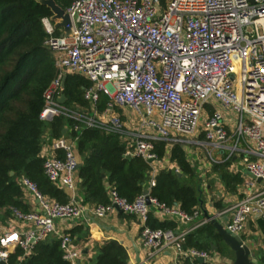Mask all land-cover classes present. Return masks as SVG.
I'll return each instance as SVG.
<instances>
[{
	"label": "built area",
	"instance_id": "built-area-1",
	"mask_svg": "<svg viewBox=\"0 0 264 264\" xmlns=\"http://www.w3.org/2000/svg\"><path fill=\"white\" fill-rule=\"evenodd\" d=\"M165 4L166 8L162 0H71L66 9L73 23L70 38L61 37L63 29H55L51 17H44L45 45L54 52L59 73L44 93L40 118L51 122L64 115L77 123L76 131L100 128L118 134L126 146L125 157L149 164L159 160L155 145L164 140L227 152L228 159L246 154L250 159L245 170L251 179L245 187L250 191L227 210L231 215L225 227L240 236L252 216L264 219V188L251 191L264 182V0H168ZM68 75L82 76L90 83L84 91L89 110L59 103ZM102 96L109 102L100 113ZM211 99L236 113L237 129L231 134L224 115L215 111L205 122L204 142L187 140L195 136ZM116 107L137 112L142 116L141 127H156L163 137L127 129L121 116L111 115ZM153 114L160 117L161 125L146 120ZM76 141L67 136L48 138L42 150L48 180L71 192L76 190L80 165ZM18 183L34 195L39 209L24 213L11 208L27 229L0 221V259L5 264H10L17 249L23 251L21 261L30 256L38 243L57 234L59 221H79L89 215L103 219L117 210L138 218L150 256L172 250L180 264H199L209 257L207 251L185 248L188 232L148 226L152 205L179 222L199 216V211L190 215L178 205L167 206L153 198L154 177L145 188L150 191L151 205L143 193L128 201L111 183L106 184L109 202L93 206L81 204L75 196L68 203L55 201L26 177ZM72 241L70 235L61 236L63 259L78 264L80 253L72 248Z\"/></svg>",
	"mask_w": 264,
	"mask_h": 264
},
{
	"label": "trees",
	"instance_id": "trees-1",
	"mask_svg": "<svg viewBox=\"0 0 264 264\" xmlns=\"http://www.w3.org/2000/svg\"><path fill=\"white\" fill-rule=\"evenodd\" d=\"M56 2L65 10L71 4V0ZM51 16L50 9L35 0H0V211L5 210L7 217L12 214L11 208L29 212L18 183L22 177L36 183L43 195L68 203V195L53 186L44 174L42 150L48 138H77L75 149L81 164L78 176L85 204L109 202L105 182L113 184L122 197L132 202L144 192L149 181L150 165L139 158L127 159L120 135L100 128L76 131L77 123L64 115L51 122L41 120L44 93L59 73L55 54L45 45L48 34L42 19ZM89 86L84 77L68 75L65 107L88 110L90 103L84 91ZM108 102L109 98L102 96L98 110L103 112ZM66 129L68 132L64 134ZM165 145L156 143L160 157L164 155ZM172 159L181 168L182 176L175 171H162L151 196L168 206L180 203L191 214L201 202L200 191L181 144L173 148ZM231 160L232 157L216 164L214 171L229 192L235 193L242 180L227 170ZM148 226L162 230L174 227L170 222L161 223L152 217ZM80 230L77 228L74 232ZM211 239L221 237L211 223H206L188 236L186 244L210 250L214 245ZM22 255L23 251L17 249L10 256V264H68L63 259L61 240L56 238L38 243L33 253L21 261ZM93 264H128V253L118 242L111 241L98 248Z\"/></svg>",
	"mask_w": 264,
	"mask_h": 264
},
{
	"label": "crops",
	"instance_id": "crops-1",
	"mask_svg": "<svg viewBox=\"0 0 264 264\" xmlns=\"http://www.w3.org/2000/svg\"><path fill=\"white\" fill-rule=\"evenodd\" d=\"M209 110L210 112L208 117H211L215 111H219L214 109L213 107H209ZM111 115H118V113L114 111ZM119 116L122 117L126 128L129 130L135 129L140 123V119L138 123L134 121L129 122V120L126 119V116ZM67 132L68 130L66 131V133ZM201 136L205 139L204 133H202ZM193 138L197 137L194 136ZM158 142L166 143L165 152L162 157L159 156V160L155 163H148L151 167V170L149 172V180L152 177L157 180L158 175L164 170L175 171L177 174L182 176L183 172L181 168L179 167L177 162L173 161L172 159L173 148L177 144H181L186 155V160L194 170L196 180L199 185L198 187L200 191L201 202L197 207L194 208L193 212L190 214L192 215L194 212L199 211L198 218L194 219L193 221L179 222L174 217L167 216L163 212H160L154 205L150 207L149 217H152L153 219L158 220L161 223L170 222L174 227L173 229L169 230H173L176 232H188V236L195 233L202 225L206 224L204 223L205 221L209 219L212 220V218H215L225 228L231 215L227 212V210L241 201L245 197L246 193L250 191L245 187L246 181L251 179L247 175L245 170L246 159L249 158V156L242 153H238L232 156V160L227 170L233 175L240 176L242 184L238 186L235 193H231L226 188L220 175L214 171L216 164H221L228 160L227 152L217 151V155H209L206 150L204 152L200 149L199 145L196 144L170 142L165 140ZM231 144H234V142L231 141ZM79 180L81 179L78 176L77 172L78 183L74 192H71L64 188H60L54 184L52 185L57 189L64 191L68 195L69 201L72 197L75 196L76 200H78L81 204H84L85 206H93L94 204L84 203L83 192L81 190V181ZM108 183L109 182H105V187ZM261 183L262 182H258L255 188H253L251 191L255 193L262 191L264 186H262ZM148 187L149 181L145 185V188ZM22 190L24 194V203L28 206L29 212L37 211L39 209V204L38 201L34 198V195L24 188H22ZM51 199L57 201L54 198ZM176 205H178L183 210L180 203L174 204L172 206ZM5 214V210L0 211V221L3 224L7 226L11 224V226L19 229H27V226H24L23 224H21V222L16 220L13 213L9 217H7ZM207 223H211V221ZM77 228H81V230L78 232H74L75 230H77ZM141 231L142 225L136 216L128 215L117 210L103 219H96L92 215H89L85 219L79 221H59L57 223V234H54L47 239L56 238L61 240L62 235H70L73 240L72 248L80 253L78 264H93V261L97 256L98 248L111 241L118 242L126 249L128 253V264H140L137 261L138 254L141 259V264L181 263L179 258L174 255L172 250H166L162 253H157L153 256H150L149 250L144 245ZM72 232H74V234ZM240 237L252 250H255L259 247L260 249L264 248V219L257 215L252 216L247 221L245 230L240 234ZM211 240L214 243L212 248L210 250L204 249V251H207L209 253L208 259L204 261V263H200L199 261H197V263L234 264L235 254L229 248V246L225 244L223 239L221 238L219 240ZM185 248H194L201 250L194 246H187V244H185ZM254 260H258V258L255 257Z\"/></svg>",
	"mask_w": 264,
	"mask_h": 264
},
{
	"label": "water",
	"instance_id": "water-1",
	"mask_svg": "<svg viewBox=\"0 0 264 264\" xmlns=\"http://www.w3.org/2000/svg\"><path fill=\"white\" fill-rule=\"evenodd\" d=\"M35 1L40 5L50 9L52 13L51 21L55 23V29L57 30L63 29V33L61 34V37L70 38L73 36V23L71 16L65 9H63L56 2V0H35ZM251 2H254V0H251ZM66 80L67 78H64L63 87H65L66 85ZM66 102H67V97L65 94H63L62 97L59 99V103L65 105ZM66 131L67 130H64V134L66 133ZM126 158L132 159L130 155H127ZM152 162L153 161L151 160L150 163ZM80 167L81 164L79 165L78 168ZM143 194L146 196L148 205H151L150 191L148 189H145ZM211 224L215 227L218 235H220V237L223 239L225 244L229 246V248L234 252L235 254L234 264H264V257H262L261 254H259L258 260H254V258L257 257L258 253L256 254L254 250H252L247 244H245V242L242 240L240 236L227 231L224 228V226L220 224L215 218H212ZM258 249H260V247L257 248L256 250ZM137 261L141 264V259L139 257V254L137 257ZM199 262L204 263V260L200 259ZM0 264H5V262L0 259Z\"/></svg>",
	"mask_w": 264,
	"mask_h": 264
},
{
	"label": "rangeland",
	"instance_id": "rangeland-1",
	"mask_svg": "<svg viewBox=\"0 0 264 264\" xmlns=\"http://www.w3.org/2000/svg\"><path fill=\"white\" fill-rule=\"evenodd\" d=\"M166 1L162 2L164 8H166V4L165 3H168V0H166ZM209 107H213L214 109L221 111V113L224 115V117L226 119V125L228 126V129L230 130L231 134H233L235 132V130L238 127V116L236 115V113H234V112H232L230 110L228 111V110L224 109L221 106V104L216 99H211L210 102H209V105L206 106V108L203 110L202 116L200 118L198 129H197V132H196V135H195V137H197V138H193L194 136H192V137H189L187 140H189V141H197V142H204V137H202L201 134L204 133L205 130H206L205 122H206V120L209 119V117H208L209 112H210ZM114 111L117 112L118 115L126 116V119H128L129 122H133L134 121V122L138 123L139 119L142 121V116L140 114H138L137 112H134V111L130 110L129 108L116 107L114 109ZM143 115H147V112L145 110L143 111ZM244 118H245V121L247 123L248 116L245 115ZM146 120L148 122L154 121V122H156L157 125H161L162 124V120L160 119V117L157 114H153V116H151V117L148 116L146 118ZM140 125L141 124L139 123L138 127H136L133 130H135L137 132H141L143 135L147 134V135H155V136H158V137H163L162 132L157 130L156 127H147V126L146 127H141ZM169 132H170L171 135H174V136L176 135L171 130H169ZM199 147L204 152L206 150L209 153V155L210 154L217 155V153H218L216 150H213L211 148L205 149L204 146H199ZM261 184H262V186H264V182H262ZM216 242H218V241H216ZM224 248H225V246H224ZM254 252H256V254L258 253L257 258L259 256V254H261L262 257H264V248H261V249H258V250L255 249Z\"/></svg>",
	"mask_w": 264,
	"mask_h": 264
},
{
	"label": "snow or ice",
	"instance_id": "snow-or-ice-1",
	"mask_svg": "<svg viewBox=\"0 0 264 264\" xmlns=\"http://www.w3.org/2000/svg\"><path fill=\"white\" fill-rule=\"evenodd\" d=\"M14 238V237H13Z\"/></svg>",
	"mask_w": 264,
	"mask_h": 264
}]
</instances>
